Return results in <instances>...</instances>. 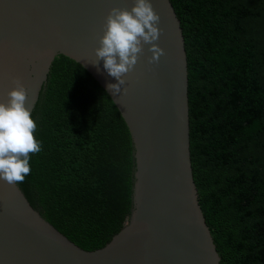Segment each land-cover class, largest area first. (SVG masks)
<instances>
[{
  "label": "trees",
  "instance_id": "trees-1",
  "mask_svg": "<svg viewBox=\"0 0 264 264\" xmlns=\"http://www.w3.org/2000/svg\"><path fill=\"white\" fill-rule=\"evenodd\" d=\"M189 65L195 183L221 264H264V0H171ZM42 141L19 184L84 249L106 245L133 206L134 145L114 102L58 56L31 114Z\"/></svg>",
  "mask_w": 264,
  "mask_h": 264
},
{
  "label": "water",
  "instance_id": "water-1",
  "mask_svg": "<svg viewBox=\"0 0 264 264\" xmlns=\"http://www.w3.org/2000/svg\"><path fill=\"white\" fill-rule=\"evenodd\" d=\"M160 17L150 63L145 45L134 69L117 83L97 63L96 49L111 9L135 0H0V103L19 79L33 113L55 59L82 65L107 92L134 145L133 206L123 228L87 250L49 222L19 182L0 179V264H221L195 183L189 108V65L181 21L171 0H150ZM126 90V91H125Z\"/></svg>",
  "mask_w": 264,
  "mask_h": 264
},
{
  "label": "clouds",
  "instance_id": "clouds-1",
  "mask_svg": "<svg viewBox=\"0 0 264 264\" xmlns=\"http://www.w3.org/2000/svg\"><path fill=\"white\" fill-rule=\"evenodd\" d=\"M159 22L150 0H135L131 11L111 9L94 65L102 60L104 69L117 81L107 85L113 94L121 93L126 84L123 77L134 69L145 45H151L150 63L158 62L164 55L155 43L161 35ZM13 83L15 88L9 93L8 103H0V179L8 184L24 182L31 172L29 154L39 153L43 144L34 136L37 124L26 107L27 89L19 79Z\"/></svg>",
  "mask_w": 264,
  "mask_h": 264
}]
</instances>
